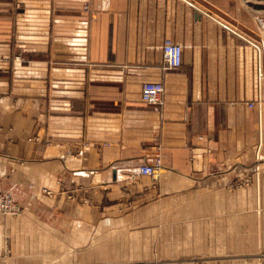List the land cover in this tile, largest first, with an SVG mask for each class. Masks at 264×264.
Returning <instances> with one entry per match:
<instances>
[{
  "label": "crops",
  "instance_id": "0c3cea01",
  "mask_svg": "<svg viewBox=\"0 0 264 264\" xmlns=\"http://www.w3.org/2000/svg\"><path fill=\"white\" fill-rule=\"evenodd\" d=\"M259 14L264 0H0V191L23 209L0 215V264H259ZM166 38L180 68H163ZM154 83L162 107L142 100Z\"/></svg>",
  "mask_w": 264,
  "mask_h": 264
},
{
  "label": "built area",
  "instance_id": "2783aa9c",
  "mask_svg": "<svg viewBox=\"0 0 264 264\" xmlns=\"http://www.w3.org/2000/svg\"><path fill=\"white\" fill-rule=\"evenodd\" d=\"M259 28L264 32V15L255 16ZM163 68L172 70L180 68L183 65V46L170 38H166L162 44ZM142 100L152 106H163L165 103L164 89L161 83H154L142 91ZM251 108L255 106L254 102L249 104ZM141 175H147L157 180L159 173L154 165H143L139 169ZM22 206L13 196L4 191H0V215L19 216L22 213ZM264 256V254H263ZM149 264H215L206 258H190L181 261H154ZM264 264V259L262 260Z\"/></svg>",
  "mask_w": 264,
  "mask_h": 264
},
{
  "label": "rangeland",
  "instance_id": "374dc122",
  "mask_svg": "<svg viewBox=\"0 0 264 264\" xmlns=\"http://www.w3.org/2000/svg\"><path fill=\"white\" fill-rule=\"evenodd\" d=\"M133 205H134V204H133ZM259 258H260L261 262H260V260H258V263H259V264H262L261 256H259ZM232 261H233V259H232V260H225V262L228 263V264H229L230 262H232Z\"/></svg>",
  "mask_w": 264,
  "mask_h": 264
},
{
  "label": "bare ground",
  "instance_id": "6f19581e",
  "mask_svg": "<svg viewBox=\"0 0 264 264\" xmlns=\"http://www.w3.org/2000/svg\"><path fill=\"white\" fill-rule=\"evenodd\" d=\"M264 258V257H263Z\"/></svg>",
  "mask_w": 264,
  "mask_h": 264
}]
</instances>
